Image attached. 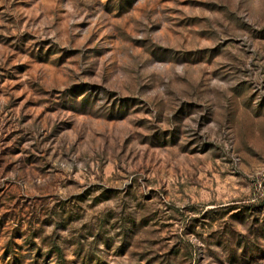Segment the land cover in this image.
<instances>
[{
  "label": "rangeland",
  "instance_id": "rangeland-1",
  "mask_svg": "<svg viewBox=\"0 0 264 264\" xmlns=\"http://www.w3.org/2000/svg\"><path fill=\"white\" fill-rule=\"evenodd\" d=\"M0 264H264V0H0Z\"/></svg>",
  "mask_w": 264,
  "mask_h": 264
}]
</instances>
